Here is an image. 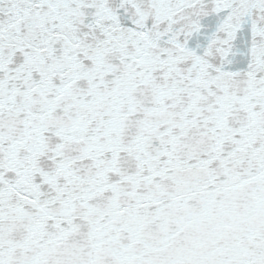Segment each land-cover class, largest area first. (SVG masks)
Listing matches in <instances>:
<instances>
[{"label":"snow or ice","instance_id":"6c2138e0","mask_svg":"<svg viewBox=\"0 0 264 264\" xmlns=\"http://www.w3.org/2000/svg\"><path fill=\"white\" fill-rule=\"evenodd\" d=\"M0 264H264V0H0Z\"/></svg>","mask_w":264,"mask_h":264}]
</instances>
